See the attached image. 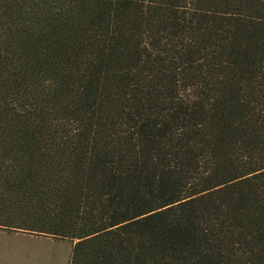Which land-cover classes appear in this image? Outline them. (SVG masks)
Wrapping results in <instances>:
<instances>
[{
  "label": "trees",
  "instance_id": "16d2710c",
  "mask_svg": "<svg viewBox=\"0 0 264 264\" xmlns=\"http://www.w3.org/2000/svg\"><path fill=\"white\" fill-rule=\"evenodd\" d=\"M0 230L264 264V0H0Z\"/></svg>",
  "mask_w": 264,
  "mask_h": 264
},
{
  "label": "rangeland",
  "instance_id": "374dc122",
  "mask_svg": "<svg viewBox=\"0 0 264 264\" xmlns=\"http://www.w3.org/2000/svg\"><path fill=\"white\" fill-rule=\"evenodd\" d=\"M73 242L0 230V264H69Z\"/></svg>",
  "mask_w": 264,
  "mask_h": 264
}]
</instances>
